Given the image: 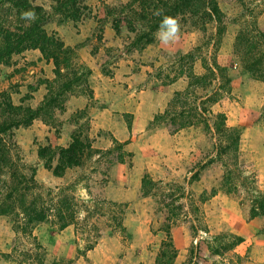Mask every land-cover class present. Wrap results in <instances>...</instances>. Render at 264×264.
Wrapping results in <instances>:
<instances>
[{"label":"rangeland","instance_id":"rangeland-1","mask_svg":"<svg viewBox=\"0 0 264 264\" xmlns=\"http://www.w3.org/2000/svg\"><path fill=\"white\" fill-rule=\"evenodd\" d=\"M28 1L45 11L48 20L45 31L56 34L69 53L65 56L66 63L59 57L57 72L52 60L43 59L37 49L12 54L0 65V91L9 96L14 106L36 109L43 100L54 99L50 112L44 109L28 127L14 130L17 148L13 166L0 175V203L6 190L19 180L21 184L16 185L28 198L33 197L41 207H50L48 220L30 230L19 228L15 233L12 228L17 219L12 215L0 216L13 234L9 253L0 256L13 264H92L85 257L88 251L83 250L99 235L94 248L100 244L102 252L107 253L112 246L110 239L118 242L114 264H155L165 240V227L170 226L171 239L173 232L179 238L185 235L188 238L186 246L180 248H176L172 239L177 250L172 264H245L246 239L236 231L247 233L243 225L252 220L249 218L251 183L243 187L241 180L251 177L264 191V79L254 77L264 76V59H259L264 48L256 37V30L264 34V0H216L221 12L219 24L204 22L199 15L190 19L178 17L180 36L169 45L156 38L157 31L153 42L145 45L134 43L136 33L128 31L125 24L120 26L118 34L113 30L115 16L110 11L127 0H85L88 10L78 22L61 21L53 11L51 0ZM134 24L136 32L145 26V23ZM27 25L8 6L0 5L1 28L20 33L17 28ZM119 65L126 68L127 73L122 77L132 76L122 82L124 88L129 83L137 91L160 89L178 80L184 83L183 90L175 92L153 114L141 137L135 135L125 142L116 140L113 132L119 133V126L122 135L126 128L130 132V113L122 115L120 125L102 122L103 128L91 134L87 109H77L68 103L71 97L80 95L92 98L93 77L97 74L111 77ZM191 75L204 79L188 87L193 82ZM202 95H206V102L198 106L197 98ZM183 107L185 112L179 119ZM200 109L207 115L223 113L226 125L239 129L236 164L229 157L214 158L212 143L217 142V137L204 130ZM171 118H175V126L181 119L193 123L179 130L182 136L175 144L178 147L182 144L187 155L176 169L164 164L163 147L148 140L155 130L179 132L166 126ZM73 132L87 136L93 150L85 155L80 167L67 169L59 179L44 168L37 149L48 144L66 147ZM156 139L162 141L160 137ZM142 149H148L151 155L144 158L143 165L139 163L136 173L132 169V156L134 151L142 153ZM118 164L124 166L121 171L114 170ZM234 167L239 170V177L231 179L237 186L233 195L225 192L223 174ZM31 170L35 181L32 190L28 183ZM20 175H24L22 180ZM145 175L150 184L142 183ZM126 183L127 186L139 184L135 201H113L110 190L113 186L125 187ZM145 193L148 196H143ZM58 206L63 209L62 215L73 219V224L67 226L75 247L74 257L70 259L60 252L65 240L56 247L50 242L51 236L65 229H57L52 208ZM120 218L123 228L117 226ZM127 219L129 227L124 226ZM255 220L252 231L264 237V217ZM14 225L20 227L17 222ZM138 225L154 236L143 248L132 246L133 235L129 230ZM238 237L242 241L234 245Z\"/></svg>","mask_w":264,"mask_h":264},{"label":"trees","instance_id":"trees-1","mask_svg":"<svg viewBox=\"0 0 264 264\" xmlns=\"http://www.w3.org/2000/svg\"><path fill=\"white\" fill-rule=\"evenodd\" d=\"M54 2L53 11L57 14L61 21L78 22L88 10L85 0H51ZM6 5L10 10L15 12V16L21 18V13L32 10L36 13L37 19L35 21L23 20L28 23L27 26L17 28L20 33L11 31L8 28L0 27V65L4 64L12 54H18L28 49H37L42 58L45 60H52L55 70H59V57H63V62L67 60L65 56L69 53V49L63 45V42L56 36V34H48L44 26L48 22L47 14L39 6H33L28 0H0V5ZM161 11L160 16L154 15L156 11ZM111 14L115 16L112 22L113 30L118 34L121 25L125 24L128 31L136 33L134 43L143 42L149 45L153 42V34L158 30L159 24L163 15H170L175 18H194L199 15L204 22H214L219 24L221 22V12L218 8L216 0H127V2L119 8H113ZM136 23L142 26V30L136 32ZM258 42L264 48V34L256 30ZM259 59H264V50L261 51ZM193 82L188 84L190 87L194 83H201L204 79L202 76L191 75ZM255 79L262 80L264 76L256 75ZM68 84L65 85V87ZM176 95V93H175ZM206 95L197 98L198 106L206 102ZM205 100V101H204ZM54 99L50 97L49 100L43 102L36 108H24L21 106H14L9 96L0 91V175L13 166L15 158V150L17 145L14 141V130L19 127H28L33 120L38 118L41 112L45 109L48 113L51 110V104ZM168 112V111H167ZM165 112V115H167ZM185 108L178 113L179 119L184 115ZM202 117V125L205 131L211 136L217 137L216 143H212V148L215 151L214 158L222 160L223 157L232 158L237 162L238 143L240 139L239 129L229 127L226 125V117L223 113L213 114L208 112L206 114L204 109H200ZM160 118V116L158 117ZM174 119H170L166 126H172L173 131H179L186 127L192 126L193 123L181 121L175 126ZM121 146L120 144H118ZM89 138L87 136H80L74 132L70 136V143L66 147L62 146H39L37 149V157L43 161L44 168L51 171L55 177H62L67 169L80 167L86 154L92 151ZM122 163V159L117 160ZM202 167V166H201ZM239 170L237 167L225 170L223 180L226 183L225 192L228 194L237 193V186L232 183V178L239 177ZM22 180L24 175L18 176ZM13 178V176H11ZM24 181V180H23ZM26 181V180H25ZM241 184L244 187L246 183H251L249 186V218L255 219L264 217V191H262L251 177H243ZM21 184L16 180L11 189L6 190L0 203V216L12 215L16 219L13 221V232L17 233L19 228L21 230H30L35 224L43 223L48 220V212L50 207H41L36 203V200L27 197V193L18 188ZM27 182V181H26ZM28 183L32 186L31 190L35 188L34 171L31 170V176ZM142 183L150 184V179L145 175L142 178ZM23 190V189H22ZM143 196H148L145 193ZM10 203V204H8ZM57 205H60L58 203ZM114 206L123 207V205ZM55 210L54 217L57 221V229L62 230L73 224V219L70 216L62 215L63 209L61 206L52 208ZM121 212V211H120ZM20 224L19 226L14 223ZM117 226L122 227L121 218ZM165 240L161 244V248L157 254L155 264H172L177 256V250L172 243L170 236V226L165 227ZM99 235L88 243L83 251H89L94 248L99 239ZM242 238H237V243H240ZM80 254V253H79Z\"/></svg>","mask_w":264,"mask_h":264},{"label":"crops","instance_id":"crops-1","mask_svg":"<svg viewBox=\"0 0 264 264\" xmlns=\"http://www.w3.org/2000/svg\"><path fill=\"white\" fill-rule=\"evenodd\" d=\"M58 32L60 34L61 30L58 29ZM119 66V68L115 69V73L111 77L102 76L100 74H97V76L93 77V84L91 85L92 98L87 99L80 95L77 97H71L68 100V103L71 105V107L74 106L77 109H87L89 112L88 115L90 117L91 127L89 132L91 134L94 133V131L99 130V128H103L100 125L102 122H105V124L113 123L114 125L116 123L118 124L119 122L120 125V123L123 121L122 115L125 113H130L132 115L130 132L126 128L124 130L125 133L123 132L122 135V126H119V129H121L119 130V133L113 132L116 140L119 142H125V140L130 137L133 139L135 135H139V137H141V133L145 132V127L153 117V114L157 112L158 109H162V107L166 105L167 101L175 92L183 90L184 83L181 80H178L160 89H140L138 91L129 83L128 86L124 88L122 82L130 80L132 76L128 78L122 77V74L127 73L126 68L125 65ZM89 103L93 104L90 105ZM181 136L182 131L169 134L165 130H155L148 136V140L150 142L156 141V144L159 143V146L163 147L166 155L165 158L163 156L164 164L174 166L175 169L180 167L182 159L186 158L187 155V151L182 144L180 147L175 144L177 138L181 139ZM157 137H160L162 141L157 142ZM184 144L186 143L184 142ZM95 145H98V141L95 142ZM128 145L129 144H127V146ZM149 146L152 145L150 144ZM141 152L142 153H140V151H134L132 156V169L136 173H138L140 169L139 163L143 165L142 161L144 158H149L151 155L148 149H142ZM146 166L149 168V165ZM123 167V164H118L116 167H114V170L121 171ZM62 177L57 178L60 179ZM126 186L127 183L125 184V187L113 186V188L110 190L112 194L111 199L115 202L124 203L135 201L137 198L136 196L139 184L135 183L127 187ZM254 222H256V220L252 219L243 225L247 233H245L243 230V232L238 230L236 233L242 235L246 239L244 250L248 248V259L245 264H264V237L254 234L252 231ZM139 224L141 225V223ZM128 225L129 223L127 219V224L125 221L124 226ZM140 225L134 227L131 230L128 229L133 235L134 244L132 246L136 248H143L145 245L151 242L154 237L151 234L149 235L147 230L143 229ZM64 235L65 239H63ZM12 237V232L7 226H4V220L0 217V255L9 253V246ZM72 237L73 235L70 231V227H66L63 231H60L59 234L51 236L50 242L52 247H56L59 244L58 242L65 240L60 252L62 253L63 251V254H65L64 256L70 259L73 258L75 254V247L72 243ZM172 239L174 244L177 245L176 248H180L181 245L186 246L188 241L186 235L179 238L175 232L172 234ZM114 240L115 239L109 240L112 246H110L107 253L102 252L101 245L99 244L92 250H89L85 254V257L92 260V264H104L105 262H111V264H114L116 260L115 254L119 251V244L116 240ZM0 264L13 263L9 260L3 259L0 256Z\"/></svg>","mask_w":264,"mask_h":264},{"label":"clouds","instance_id":"clouds-1","mask_svg":"<svg viewBox=\"0 0 264 264\" xmlns=\"http://www.w3.org/2000/svg\"><path fill=\"white\" fill-rule=\"evenodd\" d=\"M161 14L162 13L159 10L154 13L156 16H160ZM21 19L35 21L37 15L34 11L28 10L21 13ZM180 32V22L173 16L163 15L155 36L162 44L169 45L179 39Z\"/></svg>","mask_w":264,"mask_h":264}]
</instances>
